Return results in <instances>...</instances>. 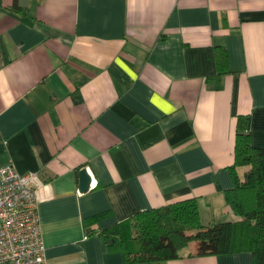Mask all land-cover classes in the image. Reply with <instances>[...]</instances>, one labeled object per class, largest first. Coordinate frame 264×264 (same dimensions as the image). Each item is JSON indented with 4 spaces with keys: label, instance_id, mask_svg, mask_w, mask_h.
Returning <instances> with one entry per match:
<instances>
[{
    "label": "crops",
    "instance_id": "1",
    "mask_svg": "<svg viewBox=\"0 0 264 264\" xmlns=\"http://www.w3.org/2000/svg\"><path fill=\"white\" fill-rule=\"evenodd\" d=\"M240 116L264 148V0H0V166L44 186L45 264H129L100 234L187 199L204 227L240 221ZM199 252L135 264H253Z\"/></svg>",
    "mask_w": 264,
    "mask_h": 264
},
{
    "label": "trees",
    "instance_id": "2",
    "mask_svg": "<svg viewBox=\"0 0 264 264\" xmlns=\"http://www.w3.org/2000/svg\"><path fill=\"white\" fill-rule=\"evenodd\" d=\"M217 58L218 66L225 70L226 51L218 49ZM248 120L238 118L236 162L231 168L235 187L225 193L240 221L204 227L198 202L187 199L139 213L131 221L103 231L100 235L108 247L135 264L178 259L183 248L198 242L201 255L250 252L253 264H264V148L252 146ZM241 167L250 168L243 181L235 171Z\"/></svg>",
    "mask_w": 264,
    "mask_h": 264
},
{
    "label": "built area",
    "instance_id": "3",
    "mask_svg": "<svg viewBox=\"0 0 264 264\" xmlns=\"http://www.w3.org/2000/svg\"><path fill=\"white\" fill-rule=\"evenodd\" d=\"M44 186L37 173L0 166V264H45L37 207Z\"/></svg>",
    "mask_w": 264,
    "mask_h": 264
},
{
    "label": "water",
    "instance_id": "4",
    "mask_svg": "<svg viewBox=\"0 0 264 264\" xmlns=\"http://www.w3.org/2000/svg\"><path fill=\"white\" fill-rule=\"evenodd\" d=\"M91 186V178L88 175L86 169L80 172V190L82 192H87Z\"/></svg>",
    "mask_w": 264,
    "mask_h": 264
}]
</instances>
